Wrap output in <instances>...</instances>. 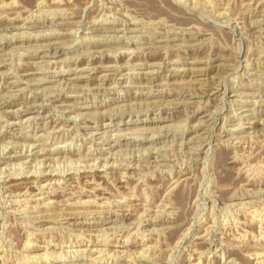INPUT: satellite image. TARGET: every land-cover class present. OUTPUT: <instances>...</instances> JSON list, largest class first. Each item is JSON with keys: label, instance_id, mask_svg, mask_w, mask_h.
Masks as SVG:
<instances>
[{"label": "rangeland", "instance_id": "obj_1", "mask_svg": "<svg viewBox=\"0 0 264 264\" xmlns=\"http://www.w3.org/2000/svg\"><path fill=\"white\" fill-rule=\"evenodd\" d=\"M0 105V264H264V0H0Z\"/></svg>", "mask_w": 264, "mask_h": 264}, {"label": "bare ground", "instance_id": "obj_2", "mask_svg": "<svg viewBox=\"0 0 264 264\" xmlns=\"http://www.w3.org/2000/svg\"><path fill=\"white\" fill-rule=\"evenodd\" d=\"M68 1H69V0H68ZM147 2H148V1H147ZM144 3H145V2H144ZM155 4H156V3H155ZM151 6H152V5H151ZM157 6H158V5H157ZM152 8H153V6H152ZM22 10H23V9H22ZM64 14H65V13H64ZM40 23H41V22H40ZM51 23H52V22H51ZM31 25H32V24H31ZM37 25H38V24H37ZM42 25H43V24H42ZM49 25H50V24H49ZM17 26H18V25H17ZM17 26H16V27H17ZM35 26H36V25H34V28H35ZM40 26H41V25H40ZM40 26H39V27H40ZM9 27H10V25H9ZM11 27H12V26H11ZM6 29H7V27H6ZM17 29H18V28H17ZM108 29H109V28H108ZM12 30H14V29H12ZM101 30H102V29H101ZM104 30H105V29H104ZM113 30H115V29H113ZM117 30H118V29H117ZM98 31H99V30H98ZM109 31H110V30H109ZM42 33H43V32H42ZM69 33H70V32H69ZM100 33H101V32H100ZM108 33H109V32H108ZM115 33H116V32H115ZM38 34H39V33H38ZM43 34H44V33H43ZM43 34H42V35H43ZM46 34H47V33H46ZM53 35H55V34H53ZM53 35H52V36H53ZM103 35H104V34H103ZM21 36H22V35H21ZM57 36H58V35H57ZM59 36H61V34H60ZM109 36H110V35H109ZM56 38H57V37H56ZM151 41H152V40H151ZM151 41H149V43H151ZM50 42H51V41H50ZM55 42H56L55 44H58L59 41H55ZM59 45H60V44H59ZM59 45H56L55 47L53 46V50H52L51 53H53V54L56 53V52L58 53V52L60 51V50H59ZM61 45H62V44H61ZM48 47H49V46H48ZM58 50H59V51H58ZM55 56H56V55H55ZM50 57H52V56L50 55ZM18 61H19V60H18ZM189 62H191V61H189ZM189 62H188V63H189ZM171 63H172V62H171ZM152 66H153V65H152ZM147 67H148V66H147ZM150 72H151V71H150ZM24 73H25V72H24ZM147 73H148V72H145V74H147ZM25 74H28V73H25ZM25 74H24V75H25ZM30 74H31V73H30ZM106 75H107V74L104 73L102 76H106ZM143 75H144V74H143ZM20 77H21V76H20ZM21 78H22V77H21ZM38 80H39V79H38ZM39 81H40V80H39ZM49 81H50V80H49ZM45 82H47V80H45ZM10 85H11V84H10ZM9 87H16V86H15L14 84H12V85L9 86ZM13 89H14V88H13ZM5 90H6V89H5ZM14 90H15V89H14ZM19 90H20V89L17 88L15 91H19ZM19 92H20V91H19ZM15 93H16V92H15ZM12 94H13V93H12ZM18 94H19V93H18ZM10 95H11V94H10ZM261 95H262V94H261ZM100 99H101V98H100ZM23 101H24V100H23ZM67 104H68V103H67ZM69 104H70V103H69ZM22 105H23V104H22ZM0 106H1V105H0ZM68 106H69V105H68ZM68 106H67V108H68ZM91 106H92V105H91ZM25 108H26V107H25ZM33 108H34V107H33ZM69 108H70V107H69ZM93 109H95V108H93ZM29 111H30V110H29ZM73 111H74V110H73ZM244 111H245V110H244ZM30 112H31V111H30ZM252 112H253V111H252ZM252 112H251V113H252ZM262 112H263V111H262ZM24 113H25V112H24ZM30 114H31V113H30ZM30 114H29V115H30ZM81 114H82V113H81ZM83 114H84V112H83ZM36 115H37V114H36ZM249 115H250V114H249ZM252 115H253V114H252ZM252 115H251V116H252ZM20 116H21V115H20ZM24 116H25V115H24ZM79 116H80V115H79ZM81 116H82V115H81ZM26 117H27V115H26ZM15 120H16V119H15ZM11 121H12V120H11ZM54 121H55V120H54ZM105 121H106V120H105ZM14 122H15V121H14ZM10 123H11V122H10ZM256 123H257V122H256ZM60 124H61V123H60ZM257 124H258V123H257ZM58 125H59V124H58L57 122H54L52 128L55 129V128L59 127ZM95 125H96V124H95ZM254 125H255V124H254ZM6 127H7V125H6ZM4 128H5V127H4ZM50 128H51V127H50ZM52 128H51V129H52ZM90 128H93V131H96V130H97V127H90ZM57 129H58V128H57ZM96 132H97V131H96ZM3 134H4V133H3ZM91 135H94V134H91ZM91 135H90V136H91ZM219 135H220V134H219ZM33 137H34V136H33ZM57 137H58V135H57ZM142 140H143V139H142ZM147 140H148V139H147ZM60 141H61V140H60ZM140 141H141V140H140ZM133 142H134V141H133ZM28 144H29V143H28ZM139 144H140V143H139ZM32 145H33V144H32ZM123 145H124V144H123ZM132 146H133V145H132ZM30 147H31V146H30ZM42 147H43V146H42ZM47 147H48V146H47ZM42 151H43V150H42ZM44 151H45V150H44ZM49 151H50V149H49ZM10 153H11V152H10ZM1 156H2V155H1ZM3 156H4V155H3ZM3 159H4V158H3ZM3 165H4V164H3ZM28 173H29V172H28ZM95 173H96V172H95ZM14 179H15V178H14ZM21 179H22V178H21ZM21 179H20V180H21ZM11 180H12V179H11ZM16 181H17V180H16ZM8 182H9V179H8ZM17 182H18V181H17ZM12 184H13V182H12ZM12 186H13V185H12ZM30 187H31V186H30ZM14 190H15V189H14ZM108 203H109V202H108ZM38 205H39V204H38ZM24 210H25V209H24ZM39 218H40V217H39ZM86 222H87V221H86ZM21 223H22V222H21ZM78 224H79V223H78ZM84 224H85V223H84ZM51 225H52V224H51Z\"/></svg>", "mask_w": 264, "mask_h": 264}]
</instances>
